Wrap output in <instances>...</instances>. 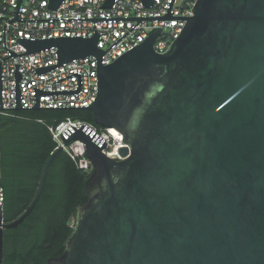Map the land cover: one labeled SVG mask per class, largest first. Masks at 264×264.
Segmentation results:
<instances>
[{
	"label": "water",
	"instance_id": "water-1",
	"mask_svg": "<svg viewBox=\"0 0 264 264\" xmlns=\"http://www.w3.org/2000/svg\"><path fill=\"white\" fill-rule=\"evenodd\" d=\"M61 1L48 0L47 7ZM172 2L155 16L18 19L16 0L7 21L93 23L88 37H18L26 48L18 54L5 48L3 25L6 57L57 47V62L36 67L37 74L94 55L96 96L85 106L39 107L40 94L80 92L81 76L74 72L75 89L33 86L34 104L22 107V76L14 64L15 107L2 108L0 69V109H87L95 123L118 129L128 146L119 149L121 158L108 157L106 140L85 124L61 133L63 144L82 142L92 169L64 251L45 264H264V0H196L192 16L171 15ZM141 19L186 21L166 51L153 48L160 28L102 65L103 53ZM97 20L136 23L102 50L95 45ZM60 149L50 153L32 201L17 218L4 222L2 206L0 263L3 229L16 227L33 209Z\"/></svg>",
	"mask_w": 264,
	"mask_h": 264
},
{
	"label": "built area",
	"instance_id": "built-area-1",
	"mask_svg": "<svg viewBox=\"0 0 264 264\" xmlns=\"http://www.w3.org/2000/svg\"><path fill=\"white\" fill-rule=\"evenodd\" d=\"M16 0H0V69L2 108L15 107L14 103V64L22 78L18 80L20 88V105L31 107L34 104L32 87L42 90H64L77 87V76H81V90L77 93L67 94H40L39 107L51 106H85L96 96V59L90 54L81 58L67 61L55 68L37 74L36 67L54 64L57 62L56 46L38 50L23 55L9 56L8 50L16 54L26 51V48L15 41L18 37L46 38L55 36H91L93 34L92 20L65 19V20H15L7 21L13 17ZM104 0H62L54 9L47 7L48 0H20L18 19L33 18H69V17H112V16H155L166 12L169 0H152V5L144 6L141 0H115L112 7H99ZM196 0H173L171 15L192 16L191 11ZM13 4V5H12ZM186 19H141L132 29L136 20H97L95 30L98 33L96 47L105 50L121 35L117 42L108 48L102 55V65L112 62L123 52L130 50L135 44L141 43L148 35L161 28L160 33L153 41L156 52H164L175 40ZM4 43L3 47V25ZM6 57V58H3ZM3 58V59H2ZM68 77L60 79L64 76ZM57 79L58 82H53ZM15 109H0V112ZM85 124L106 140L103 153L108 157L121 158L119 149L128 147L123 134L113 126L95 125L67 118L56 126H50L55 149L60 147L70 156L76 166L90 172L92 164L86 156L84 146L79 139L70 140L63 144L61 133L72 125L78 129ZM4 191L0 186V211L3 206Z\"/></svg>",
	"mask_w": 264,
	"mask_h": 264
},
{
	"label": "trees",
	"instance_id": "trees-1",
	"mask_svg": "<svg viewBox=\"0 0 264 264\" xmlns=\"http://www.w3.org/2000/svg\"><path fill=\"white\" fill-rule=\"evenodd\" d=\"M67 118L102 127L94 122L90 110L81 108L0 112L4 222L17 218L32 201L43 166L55 150L49 127ZM88 174L63 149L55 153L33 209L16 227L3 229L0 264H45L63 253L76 207L86 201L84 183Z\"/></svg>",
	"mask_w": 264,
	"mask_h": 264
}]
</instances>
